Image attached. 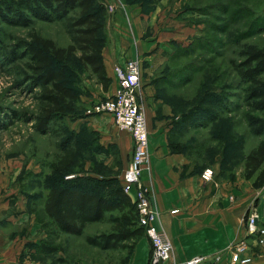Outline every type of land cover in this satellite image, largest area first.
I'll return each instance as SVG.
<instances>
[{"label":"rangeland","instance_id":"rangeland-1","mask_svg":"<svg viewBox=\"0 0 264 264\" xmlns=\"http://www.w3.org/2000/svg\"><path fill=\"white\" fill-rule=\"evenodd\" d=\"M14 1L21 14L31 18V23H12L0 15V163L4 161L7 165L5 168H9L12 163L8 162H12L13 158H21L23 164L29 160L32 162L29 168H22L19 176L30 177L26 188L30 186L43 225L40 205L47 191L45 184L48 186L54 178L66 181L69 176L73 180L85 177L89 184L93 179H99L109 189L117 183L123 185L122 173L128 155L126 158L120 156L113 146L106 143L100 132L99 126L106 124L101 117L107 114L88 112L93 102L108 95L103 82L90 67L81 64L78 51L57 64L64 67L66 82L77 93V98L72 101V109L52 125V133L34 131L33 120L28 117L37 113L39 88L33 87L23 75L27 60L9 62L8 53L22 46V41L29 40L33 30L51 38L59 46L69 43V35L64 21L37 20L24 6L19 5V0ZM123 1L139 5L146 15L156 10V30L170 37V40H166V46L171 52L161 55L160 59L164 56L162 63L152 70L141 69L139 95L146 117L147 113L151 115L153 122L160 105L174 112L171 129L166 133L169 149L174 152L187 151L191 170L200 176L203 168L211 167L213 175L209 181H224L264 190V184L254 188L252 180L243 177L244 155L264 139V129L256 133L250 118H263L264 112L250 110L245 98L248 84L241 82L230 63L231 60L239 61L238 53L243 46H264V0ZM105 8L106 18L115 13L113 3L105 4ZM183 9L191 11L193 16L190 15L189 21L195 31L179 42L172 37L178 11ZM105 23L100 34L106 43L110 32L105 28ZM146 23L147 20L142 19L144 31ZM184 65H189L188 69H182ZM198 66H201V70H197ZM142 67H148L145 60L141 62ZM148 83L150 90L146 89ZM213 116L216 118L212 123L204 126ZM63 143L69 146L78 143L73 163L68 171L54 174L57 156L63 153L60 152ZM210 155L211 159L203 160ZM151 202L153 204L154 199L151 198ZM108 228V223L101 222L90 225L87 231L94 233ZM59 239L62 241L59 243L68 251V260L65 263L54 260L53 264H70L77 252L89 253L87 258L95 257L101 262L118 258V251L97 254L87 247L84 249L83 236L67 238L63 235ZM45 262H49V259L44 256L38 260V264Z\"/></svg>","mask_w":264,"mask_h":264},{"label":"crops","instance_id":"crops-1","mask_svg":"<svg viewBox=\"0 0 264 264\" xmlns=\"http://www.w3.org/2000/svg\"><path fill=\"white\" fill-rule=\"evenodd\" d=\"M101 1L113 3L115 8V13L105 20L110 38L102 48L103 64L109 78L106 93L110 96L118 87L116 66H124L128 59L137 58L140 65L144 60L147 62L148 67H142V70H152L162 63L164 56L160 59L161 55L171 52L166 46L170 37L156 30V10L146 15L136 4H126L123 0ZM190 15L191 11H178L173 40L180 42L193 34L195 27L189 21L193 16ZM144 18L147 20L145 31L141 27ZM149 88L151 85L148 83L146 89ZM158 107L154 122L148 113L146 117L148 156L142 165L140 184L154 199L158 226L171 240V259L176 264H185L202 256V264H230V253L226 249L246 236L244 219L252 206L257 211L258 224L264 226V190L224 181H203L200 174L191 170L186 153L169 149L166 133L171 129V119L175 114L165 105ZM101 118L106 124L99 126L100 132L120 156L126 158L128 155L127 166L132 152L130 133L117 127L111 115ZM13 159L8 162L12 163L9 168H5L4 161L0 163V264H38L42 256L49 259L44 264H53L59 257L67 259L65 247L55 253L41 252V243L49 241L47 232L38 217L39 207L32 199L30 186L26 188L30 177L19 176L22 168H29L32 162L29 160L23 164L21 158ZM60 240L58 238L54 242H62ZM82 244L84 249L87 247L99 254L97 248L89 247L84 241ZM150 252V241L142 235L130 253L117 254L114 261L102 263L95 257L87 258L89 253L77 252L70 264H149ZM250 252L253 256L250 264H264L263 247L252 244ZM122 257L125 261L120 263Z\"/></svg>","mask_w":264,"mask_h":264},{"label":"trees","instance_id":"trees-1","mask_svg":"<svg viewBox=\"0 0 264 264\" xmlns=\"http://www.w3.org/2000/svg\"><path fill=\"white\" fill-rule=\"evenodd\" d=\"M18 2L37 20L64 21L69 35V43L59 46L51 38L33 30L29 35L30 39L21 42V50L18 48L11 51L8 53L9 59L7 58L9 62L27 60L23 75L33 87L39 88L36 96L37 113L29 115L28 118L33 120L32 126L37 133H52V125L72 109V101L77 98L76 91L66 82L64 67L57 64L78 51L81 64L90 67L103 82L104 90L108 88L109 78L102 58L105 39L100 34L106 18L105 4L101 0ZM16 4L14 0H0V15L12 23L30 24L31 18L21 14ZM238 56L239 61L231 60L230 63L241 82L248 84L245 98L250 110L264 112V46H243ZM182 67L188 69L189 65ZM198 69L201 70V66H198ZM215 118L216 116H213L204 126L211 124ZM250 120L256 133L264 129V117L252 116ZM77 145L78 143L72 146L62 144L60 152L63 153L57 156L54 174L68 171L73 163ZM185 153L189 157V153ZM206 159H211V155L203 160ZM243 177L252 180L254 188L264 184V139L244 155ZM69 179L71 180L64 181L54 178L48 186L45 184L47 191L41 210L49 241L41 243V252L55 253L64 250L65 246L54 241L66 234L83 236L89 247L97 248L100 252L130 253L135 242L145 235V230L139 224L135 205L130 196L124 193L122 185L117 183L109 189L108 185L99 179H93L92 184L87 183L85 177ZM101 222L108 223L109 228L94 233L87 231L90 225ZM56 261L66 262V259L59 257ZM124 261L125 257H122L120 263Z\"/></svg>","mask_w":264,"mask_h":264},{"label":"built area","instance_id":"built-area-1","mask_svg":"<svg viewBox=\"0 0 264 264\" xmlns=\"http://www.w3.org/2000/svg\"><path fill=\"white\" fill-rule=\"evenodd\" d=\"M112 8L111 5L108 7ZM118 87L112 95L93 102L88 112L105 113L113 117L120 129L130 133L132 152L122 173V189L135 205L138 222L144 227L145 235L151 244L149 264H176L171 259L172 243L166 233L158 226V211L153 206L150 195L140 184L143 163L148 156V130L145 111L139 101L141 89V65L137 58L128 59L124 66H116ZM213 169L205 168L201 173L203 181L212 179ZM69 177V176H67ZM173 210L172 212H174ZM246 236L227 247L230 264H250L251 245L264 248V226L258 224L255 207L249 209L246 217ZM250 240L251 243H248ZM204 257L197 256L185 264H202Z\"/></svg>","mask_w":264,"mask_h":264}]
</instances>
